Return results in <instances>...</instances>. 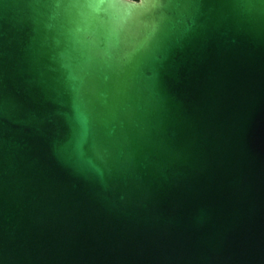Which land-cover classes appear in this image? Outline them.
I'll use <instances>...</instances> for the list:
<instances>
[{"label": "water", "instance_id": "95a60500", "mask_svg": "<svg viewBox=\"0 0 264 264\" xmlns=\"http://www.w3.org/2000/svg\"><path fill=\"white\" fill-rule=\"evenodd\" d=\"M0 264H264V0H0Z\"/></svg>", "mask_w": 264, "mask_h": 264}]
</instances>
